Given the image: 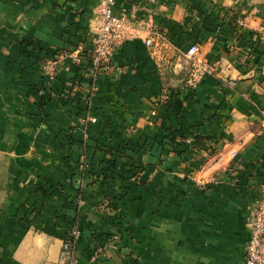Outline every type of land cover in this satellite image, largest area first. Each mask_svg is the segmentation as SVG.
<instances>
[{"label": "crops", "instance_id": "obj_1", "mask_svg": "<svg viewBox=\"0 0 264 264\" xmlns=\"http://www.w3.org/2000/svg\"><path fill=\"white\" fill-rule=\"evenodd\" d=\"M100 2L0 0V78L18 83L29 144L16 142L12 119L0 108V264H63V238L74 227L78 264H232V244L233 264H243L249 212L264 180V0H117L115 11L144 23L143 33L114 51L89 95L86 67L70 55L90 46ZM151 28L166 42L146 47ZM28 39L49 55L65 56L41 108L34 91L39 66L22 47ZM192 44L214 71L192 97L182 93L162 109L176 137L168 150L156 148L151 138L159 123L149 115L152 101L165 95L157 79L160 58L170 54L180 68L181 53ZM86 108L97 119L87 135L80 124ZM142 134L148 149L138 160L149 166L121 202L125 220L117 225L89 202L77 204L78 186L94 198L102 190L90 185L89 172L129 176L122 166L129 158L113 149ZM195 137L202 139L198 146ZM208 147L216 153L207 155ZM83 155L90 166L82 179L76 166ZM229 164L239 173L233 182ZM94 247L99 251L91 258Z\"/></svg>", "mask_w": 264, "mask_h": 264}, {"label": "rangeland", "instance_id": "obj_2", "mask_svg": "<svg viewBox=\"0 0 264 264\" xmlns=\"http://www.w3.org/2000/svg\"><path fill=\"white\" fill-rule=\"evenodd\" d=\"M158 41L157 43H159ZM160 46V45H159ZM22 47L24 50V53L28 55V57H36V62L39 66V72L41 73V81L35 86V93L36 95L40 96L38 99V102H36L39 105V108H41L45 103H47L50 100V96L48 94V84L49 82L54 79L55 75V64L62 60L65 56L64 53L55 52L52 55L48 54V50L40 46L38 42H34L33 40H25L22 42ZM175 52V51H174ZM38 53V55H37ZM176 53V52H175ZM181 58L183 59L179 66L180 68H175L174 65H172V61L174 60V56H167V58H160V66L158 69L160 72H158L157 79L160 85V89L164 90V97H160L158 99H155L152 101V108L150 112V117L154 120L152 121L154 124L159 123V131L157 134L151 138V145H156L158 147H162L163 149H169L166 148L167 146L170 147V145H173V141L175 140L174 132L175 129L171 126H167V124H164L163 121L168 118L169 114H163L161 111L164 108H168L170 106V103L176 100L182 93H185L187 97H192L196 91V89L199 87V85L204 81L205 77L213 73V67L206 62V60L201 56L199 52V58L202 64H197V66H192L191 62L188 61L184 57V52L181 53ZM159 62V63H160ZM162 63H165L162 65ZM205 68L208 70V72H203L201 68ZM50 70H53V77L50 78ZM198 75L197 81L194 83V85H190L187 81L190 77V74ZM87 77V74H86ZM199 81V82H198ZM15 81L13 79H2L0 78V108L5 112V114L12 119V127H13V135L16 139V142L25 141L27 146L28 144V137H26L22 133V128L25 125L26 122H23V119L25 117V112L17 107V99L18 95L15 94L17 91L18 83H14ZM91 86L88 87V91L91 90ZM95 89V88H94ZM8 90H14L15 92L8 93ZM6 91V92H5ZM90 95V94H89ZM37 101V100H36ZM97 123V119L95 116L91 115V112L89 113L88 108L85 109V115L83 116V119L81 118L80 124L84 131V133H88V129L90 125H94ZM165 125V128L163 127ZM126 132L130 131L131 128L125 126L123 128ZM126 134V133H125ZM144 135L138 136L135 140H129L128 138H124L123 142L119 144V146L116 149H113L115 154L122 155V158H129V164H123L124 168H129V176L125 177L124 173L119 172L120 174L116 175L115 177H111V175H114L113 173H101L100 176L97 178L94 177L93 173H88V178L91 180L90 185L96 186L101 190V192L97 193V197L90 196L89 192L88 194H85L83 189L84 186L81 188L78 186L75 194V202L79 204L82 203L83 200H85L86 204L91 205L95 209V211L98 212V214H104L108 215L111 214V217L115 222H117V225H120L125 220V208L122 205V200L125 197V194L128 190V187L131 184L139 183L140 175L142 174V171L144 170V167L149 166L146 163H141L138 160L139 153L142 150H147L148 148L144 147V144H141L144 140ZM182 139L186 140L185 143L189 144L190 139L188 137L181 136ZM197 138V137H195ZM87 139V138H86ZM143 139V140H142ZM201 139V138H200ZM126 140V141H125ZM195 140V139H194ZM197 141H195L196 145ZM208 152L207 155L211 156L216 153L215 149L213 148H207ZM126 151L129 152V154L126 153ZM90 165H88V162L86 160L85 155L81 156L80 160L77 163L76 168L81 170V177L83 179L84 173L87 172V168ZM153 166V165H152ZM155 166V164H154ZM235 165L229 164L226 167V175L231 179V182H233V178L239 174L235 169ZM86 170V171H85ZM120 170V168H119ZM118 170V171H119ZM125 170V169H124ZM236 172V173H235ZM235 173V174H234ZM108 175V176H107ZM235 175V176H234ZM121 180V184L118 187L119 192L117 193L115 190V181ZM94 184V185H93ZM233 184V183H232ZM106 186V187H105ZM108 188V190L106 189ZM113 188V189H112ZM112 191V192H111ZM91 198V201L88 200ZM92 199L94 201L92 202ZM84 202V203H85ZM121 203V204H120ZM156 212H152L150 216V222L152 225L151 231L153 232V237L158 236V219L160 217L159 211L156 209ZM126 229V228H125ZM110 237V235H109ZM111 238V237H110ZM112 240V238L110 239ZM112 242V241H111ZM156 244L158 242L156 241ZM101 249V248H100ZM232 254H231V261L232 264L234 262L235 253H234V247L232 244ZM231 251V250H230ZM94 257L93 254L91 258ZM135 259V258H133ZM137 259V258H136ZM135 264H138L137 260L134 261Z\"/></svg>", "mask_w": 264, "mask_h": 264}, {"label": "built area", "instance_id": "obj_3", "mask_svg": "<svg viewBox=\"0 0 264 264\" xmlns=\"http://www.w3.org/2000/svg\"><path fill=\"white\" fill-rule=\"evenodd\" d=\"M116 3L117 0H101L98 25L90 46L76 48L70 55L77 67H86L87 82L89 87H92L89 91L90 95L94 93L95 84L101 71L110 66L114 51L121 47L129 37L138 39L143 33L144 23L134 21L128 15L118 14L115 11ZM236 24L242 26L239 19L236 20ZM156 41L164 42L165 37L151 28L147 37L143 39L144 45L151 48ZM184 57L191 62L192 66L202 64L196 44H192L186 49ZM201 69L204 73L208 72L203 67ZM52 77L53 70H50V78ZM198 77V75L192 77L191 73L187 82L194 85ZM234 156L235 153H232V157ZM247 226L248 236L244 246L243 264H264V180L259 182L255 188V198L251 204ZM79 239L80 231L77 227L72 228L63 238L61 247L63 264H78L75 248ZM97 248H93L94 257L99 251Z\"/></svg>", "mask_w": 264, "mask_h": 264}, {"label": "trees", "instance_id": "obj_4", "mask_svg": "<svg viewBox=\"0 0 264 264\" xmlns=\"http://www.w3.org/2000/svg\"><path fill=\"white\" fill-rule=\"evenodd\" d=\"M84 55H85V53H84ZM195 141H197L196 146H198L199 141H202V139H200L199 137H197V138H195Z\"/></svg>", "mask_w": 264, "mask_h": 264}]
</instances>
